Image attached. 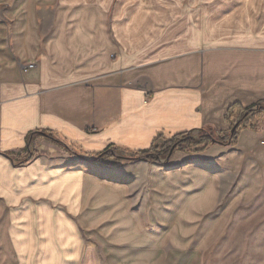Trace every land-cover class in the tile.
<instances>
[{"label":"crops","instance_id":"crops-1","mask_svg":"<svg viewBox=\"0 0 264 264\" xmlns=\"http://www.w3.org/2000/svg\"><path fill=\"white\" fill-rule=\"evenodd\" d=\"M10 1L0 19V264H101L82 218L99 165L62 148L137 152L157 134L226 132L229 104L264 99V0ZM169 163L173 200L189 216L215 208L221 174H249L256 193L264 121L235 146Z\"/></svg>","mask_w":264,"mask_h":264},{"label":"rangeland","instance_id":"rangeland-1","mask_svg":"<svg viewBox=\"0 0 264 264\" xmlns=\"http://www.w3.org/2000/svg\"><path fill=\"white\" fill-rule=\"evenodd\" d=\"M11 3L6 0L0 4L1 20ZM261 121L264 119L246 130L257 132ZM224 133H230L229 125ZM239 135L234 145L221 146H235ZM167 138L163 135L156 144ZM62 149L87 163H93L89 161L90 154L104 150L81 154L74 148ZM134 152L110 150L96 162L99 165L95 168L96 180L87 181L82 209V218L86 220L83 235L85 243L97 247L101 264H264V171L256 193L249 184L253 180L249 174L245 178L229 172L221 174L215 208L206 216H189L181 202L173 200L179 194L176 193L179 189H175L179 176L174 172L178 166L169 162L175 152L198 153L173 148L167 160L169 152L157 163L150 160L153 158L129 163L119 156H133ZM31 153L17 161H27ZM119 164L124 165L114 167ZM247 188L250 191H245ZM247 195L248 199L242 198ZM152 203L160 208L151 207Z\"/></svg>","mask_w":264,"mask_h":264},{"label":"trees","instance_id":"trees-1","mask_svg":"<svg viewBox=\"0 0 264 264\" xmlns=\"http://www.w3.org/2000/svg\"><path fill=\"white\" fill-rule=\"evenodd\" d=\"M259 119H264V100H258L248 107L242 106L238 102L230 104L223 115V120L229 125L230 133L214 130L211 126H204L197 131L182 132L164 139L162 144H156L158 140L163 138L162 134H157L151 146L147 150L134 152L133 156L120 157L128 161H136L140 159H150L153 162H160L161 158H165L171 148L174 151H190L199 153L205 151L212 144L234 145L237 141L239 132L242 129L253 128L254 122ZM197 132L196 134H194ZM42 136L54 140V138L44 132H40ZM55 141V140H54ZM114 148L107 147L102 152L90 154V162H98L100 158L107 156L110 150Z\"/></svg>","mask_w":264,"mask_h":264},{"label":"built area","instance_id":"built-area-1","mask_svg":"<svg viewBox=\"0 0 264 264\" xmlns=\"http://www.w3.org/2000/svg\"><path fill=\"white\" fill-rule=\"evenodd\" d=\"M35 67V63L34 62H30V63H27L26 65L23 66V72H26L28 70H31Z\"/></svg>","mask_w":264,"mask_h":264},{"label":"water","instance_id":"water-1","mask_svg":"<svg viewBox=\"0 0 264 264\" xmlns=\"http://www.w3.org/2000/svg\"><path fill=\"white\" fill-rule=\"evenodd\" d=\"M232 130H233V128L230 130V132H232ZM172 151H173V148L170 150L169 154L167 155L166 160L169 158L170 153H171Z\"/></svg>","mask_w":264,"mask_h":264}]
</instances>
